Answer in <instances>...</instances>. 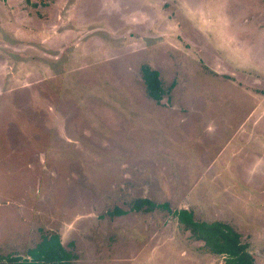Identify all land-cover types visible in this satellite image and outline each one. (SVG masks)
Wrapping results in <instances>:
<instances>
[{
	"label": "rangeland",
	"instance_id": "374dc122",
	"mask_svg": "<svg viewBox=\"0 0 264 264\" xmlns=\"http://www.w3.org/2000/svg\"><path fill=\"white\" fill-rule=\"evenodd\" d=\"M182 209L264 264V0H0V261L225 264Z\"/></svg>",
	"mask_w": 264,
	"mask_h": 264
},
{
	"label": "trees",
	"instance_id": "16d2710c",
	"mask_svg": "<svg viewBox=\"0 0 264 264\" xmlns=\"http://www.w3.org/2000/svg\"><path fill=\"white\" fill-rule=\"evenodd\" d=\"M159 76L158 71L148 66L142 68L148 95L156 102H160L164 95ZM145 204L148 205L146 211H153L154 205L145 199L136 202L133 209L141 211L142 205ZM109 214L114 217L122 214V211L116 208ZM174 215L185 229H189L192 237L201 241L212 254L224 256L225 264H255L254 256L249 252L247 244L242 242L241 235L231 226L219 221H197L186 209L175 211ZM73 260V256L62 245L59 235L50 234L44 236L35 248L28 251V258H8L7 262L0 261V264H75Z\"/></svg>",
	"mask_w": 264,
	"mask_h": 264
}]
</instances>
